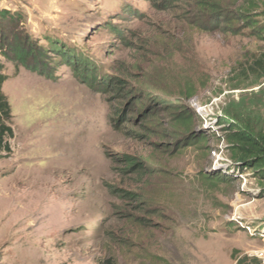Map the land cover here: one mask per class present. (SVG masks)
<instances>
[{
	"label": "rangeland",
	"instance_id": "1",
	"mask_svg": "<svg viewBox=\"0 0 264 264\" xmlns=\"http://www.w3.org/2000/svg\"><path fill=\"white\" fill-rule=\"evenodd\" d=\"M217 2L231 24L199 0H0L42 67L0 54V264H257L264 179L224 118L264 127V37L237 19L264 22V0Z\"/></svg>",
	"mask_w": 264,
	"mask_h": 264
},
{
	"label": "trees",
	"instance_id": "2",
	"mask_svg": "<svg viewBox=\"0 0 264 264\" xmlns=\"http://www.w3.org/2000/svg\"><path fill=\"white\" fill-rule=\"evenodd\" d=\"M200 6L202 9L209 12V16L215 17L216 19V27L218 26H225L227 24H231L227 17L222 18L218 16V12L222 8L221 4L217 2V0H199ZM239 17H237L238 21H244L246 24L252 28L253 33L255 35H259L264 37V22L259 21H250V17L246 12H238ZM264 17V10L262 13ZM20 20V14L12 16L11 11L7 9H0V20L7 21L9 23V28L5 29L6 31H15V28L18 27V19ZM10 21H14L16 25L10 23ZM4 28H0V54L6 56L7 58L12 57L16 63L24 65L26 68L35 71L36 69H42L41 65L40 68L36 67L37 62L34 60L36 57L35 52L26 45H20V42H16L15 34L10 36V32L5 36ZM4 37L10 39V42H4ZM19 40L22 39L19 37ZM52 49L59 51L60 48L57 46L56 42H52ZM66 54V53H65ZM68 62L76 66L79 62V58L73 54H66ZM28 58H31L32 62H26ZM82 64V63H80ZM82 70V76L84 78H89V74L85 75L86 69L89 70V65ZM264 62L262 60L259 61V68L264 69L263 66ZM80 66V65H79ZM92 77H93V72ZM7 79V75L3 72V64L0 59V158L4 151H8L9 147V139L14 136V129L12 127V108L9 102L7 95L3 92V83ZM191 119L187 116L181 115L178 116L174 124L177 126H187L190 123ZM239 121L237 115L226 114L224 118V123H226L225 130H227V140L231 147V157L236 162L239 168H246L252 169L253 172L256 174L257 178L264 179V127L260 130H256L255 128L251 127L250 124H239L236 123ZM235 122V123H234ZM127 161L130 164H134V160L128 157ZM1 177V172H0ZM264 185V184H263ZM239 263H243V260H239ZM100 264H116L113 259H105ZM258 264V259H257Z\"/></svg>",
	"mask_w": 264,
	"mask_h": 264
},
{
	"label": "built area",
	"instance_id": "3",
	"mask_svg": "<svg viewBox=\"0 0 264 264\" xmlns=\"http://www.w3.org/2000/svg\"><path fill=\"white\" fill-rule=\"evenodd\" d=\"M248 230L252 232L251 227H248ZM255 255L258 259V264H264V249L258 251Z\"/></svg>",
	"mask_w": 264,
	"mask_h": 264
}]
</instances>
